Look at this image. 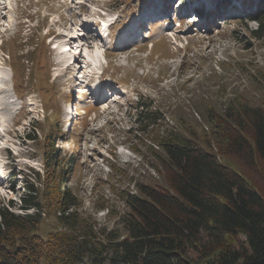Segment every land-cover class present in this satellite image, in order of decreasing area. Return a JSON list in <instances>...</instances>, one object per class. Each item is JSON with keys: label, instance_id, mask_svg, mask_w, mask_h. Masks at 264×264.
<instances>
[{"label": "rangeland", "instance_id": "374dc122", "mask_svg": "<svg viewBox=\"0 0 264 264\" xmlns=\"http://www.w3.org/2000/svg\"><path fill=\"white\" fill-rule=\"evenodd\" d=\"M6 1L11 10L5 13L1 9L0 33L7 30L0 46V61L19 68L16 94L22 98L10 107L5 92L1 100L6 106L0 110V207L25 212L19 209L20 195L26 189V180L34 178L25 177L21 182L19 177H5L11 170L15 174L23 170L28 175L31 169L40 171L41 176L43 140L50 132L67 139L53 143L54 148L61 147L62 156L73 159L68 184L78 199L75 210L79 218L94 226L99 241L110 231L124 236L121 218L129 212L127 196L137 194L139 184L166 185V157L160 142L174 131L194 139L215 154L219 162L239 171L264 196L263 165L258 159L247 165L225 151L224 135L229 124L225 113L229 109L236 111L243 104L264 108V24L260 34L253 36L251 30L257 29L258 23L250 19L257 0H245L244 6L242 0L235 6L233 3L221 8L219 4L210 9L209 16L203 9L192 8L190 0L180 4L177 0H29V4L27 0H17L16 4L14 0ZM99 6H105L106 14H110L107 22H116L110 27L106 42L98 40L92 27H84L98 20ZM151 6L153 11L148 12ZM165 7L170 24L156 23L149 28L141 25L147 18L159 16ZM129 22L130 28L139 26L144 32L141 40L146 35L147 41L121 48L113 38ZM162 26L176 39L175 44L171 37L168 40L162 35ZM82 27L85 34L91 31L90 39L80 37L76 42L53 37L73 29L78 32ZM30 35L38 36L39 41L45 37V47L35 52L33 60V55H28L30 50L26 51L31 48L27 47L31 42L25 41ZM22 41L24 54L16 55L13 62L12 52L19 51ZM119 41H124V37ZM8 49L12 50L9 59L4 55ZM104 50L111 64L101 78L118 84L122 92L110 89L108 81L103 85L96 82L106 66L102 59ZM36 59L45 66L40 68V64L36 69ZM1 72L8 78L6 67ZM86 72L95 77L98 100L106 99L83 108L91 96L81 81H88L82 77ZM36 88L41 93L45 89L47 108ZM139 95L159 117L153 125L142 126L143 130H137L140 125L133 115ZM7 97L14 99L10 91ZM70 110L73 116L68 115L72 118L68 130L63 121ZM202 129L210 131V136ZM27 135L35 139H27ZM32 200L36 201V196ZM42 217L46 218L43 214ZM45 220L48 231L59 228L51 218ZM190 250L193 260H198L197 249Z\"/></svg>", "mask_w": 264, "mask_h": 264}, {"label": "trees", "instance_id": "16d2710c", "mask_svg": "<svg viewBox=\"0 0 264 264\" xmlns=\"http://www.w3.org/2000/svg\"><path fill=\"white\" fill-rule=\"evenodd\" d=\"M255 3L253 36L264 24V0ZM40 48L41 42L30 58ZM135 108L137 130L159 118L142 99ZM230 110L225 113L231 124L225 127V151L247 165L258 159L264 167V108L243 104ZM49 138L45 135L43 176L37 175V186L25 185L20 196L22 208L32 211L0 207V264H264V196L184 133L171 132L160 142L166 185L139 184L138 193L127 196L124 236L110 231L102 241L94 226L79 218L78 199L65 176L72 162L60 163L59 148ZM42 214L59 228L48 231ZM193 248L198 260L189 254Z\"/></svg>", "mask_w": 264, "mask_h": 264}, {"label": "bare ground", "instance_id": "6f19581e", "mask_svg": "<svg viewBox=\"0 0 264 264\" xmlns=\"http://www.w3.org/2000/svg\"><path fill=\"white\" fill-rule=\"evenodd\" d=\"M243 1L245 2V0H242V1H241L242 6H244L243 3H242ZM238 2H239V1H237V2H233V1H231V5H233V3H234L233 6H235V4L237 5ZM0 20H1V19H0ZM1 22H2V20H1ZM56 36H58V37H67L66 35L63 36V33H62V34L59 33V34H57ZM69 40H70V39H69ZM74 59H75V58H74ZM72 63H74V61L71 62V64H72ZM69 69H70L69 67H66V70H67V71H70ZM5 106H6V105H2V104L0 103V110H1L2 108H5ZM61 141H63V140H61ZM26 190H27V188L24 189V191H23L22 193L26 192ZM22 193H21V194H22ZM20 196H21V195H20ZM20 202H21V200H20ZM21 204H22V203H21Z\"/></svg>", "mask_w": 264, "mask_h": 264}]
</instances>
